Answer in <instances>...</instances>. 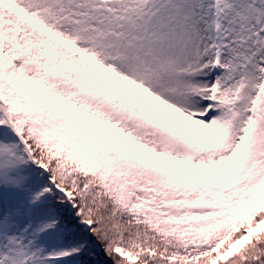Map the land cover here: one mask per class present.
<instances>
[{
    "label": "snow or ice",
    "instance_id": "1",
    "mask_svg": "<svg viewBox=\"0 0 264 264\" xmlns=\"http://www.w3.org/2000/svg\"><path fill=\"white\" fill-rule=\"evenodd\" d=\"M0 264H264V0H0Z\"/></svg>",
    "mask_w": 264,
    "mask_h": 264
}]
</instances>
